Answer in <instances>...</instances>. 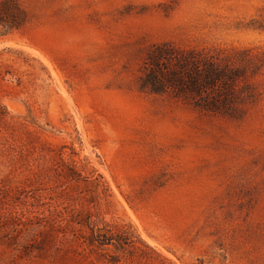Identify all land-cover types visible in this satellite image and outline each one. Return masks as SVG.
<instances>
[{
    "label": "rangeland",
    "instance_id": "rangeland-1",
    "mask_svg": "<svg viewBox=\"0 0 264 264\" xmlns=\"http://www.w3.org/2000/svg\"><path fill=\"white\" fill-rule=\"evenodd\" d=\"M16 1L0 264H264V0Z\"/></svg>",
    "mask_w": 264,
    "mask_h": 264
},
{
    "label": "trees",
    "instance_id": "trees-1",
    "mask_svg": "<svg viewBox=\"0 0 264 264\" xmlns=\"http://www.w3.org/2000/svg\"><path fill=\"white\" fill-rule=\"evenodd\" d=\"M26 21V15L24 11L20 8L16 0H2L0 1V36H4L13 30L19 29ZM180 68H184L191 60L182 59L180 61ZM222 73L220 71L214 70L211 67H207L203 73H199L195 70L192 73H188L186 78H188V84L184 85L181 81L179 75L175 72L169 73L167 78L168 85L175 86L180 91H186L192 94L202 95L203 89H208L210 86L214 85L215 80L219 78ZM154 78V73L150 74ZM155 84V83H153ZM158 84V82H157ZM159 86L162 87V85ZM152 91H161L160 88L152 87ZM224 99L217 101H212V105H222L227 100L228 96L225 95Z\"/></svg>",
    "mask_w": 264,
    "mask_h": 264
},
{
    "label": "bare ground",
    "instance_id": "bare-ground-1",
    "mask_svg": "<svg viewBox=\"0 0 264 264\" xmlns=\"http://www.w3.org/2000/svg\"><path fill=\"white\" fill-rule=\"evenodd\" d=\"M32 53V52H31ZM67 97V96H66Z\"/></svg>",
    "mask_w": 264,
    "mask_h": 264
}]
</instances>
